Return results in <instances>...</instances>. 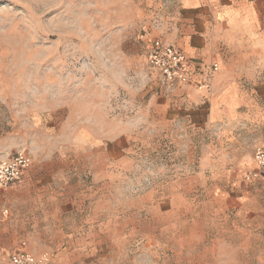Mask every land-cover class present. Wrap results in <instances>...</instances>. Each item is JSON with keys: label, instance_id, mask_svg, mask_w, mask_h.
Masks as SVG:
<instances>
[{"label": "rangeland", "instance_id": "obj_1", "mask_svg": "<svg viewBox=\"0 0 264 264\" xmlns=\"http://www.w3.org/2000/svg\"><path fill=\"white\" fill-rule=\"evenodd\" d=\"M179 0H0V264H264V122L147 65ZM213 100V99H212ZM264 107V98H260Z\"/></svg>", "mask_w": 264, "mask_h": 264}, {"label": "crops", "instance_id": "obj_2", "mask_svg": "<svg viewBox=\"0 0 264 264\" xmlns=\"http://www.w3.org/2000/svg\"><path fill=\"white\" fill-rule=\"evenodd\" d=\"M179 4L180 33L165 40L192 58L199 73L205 75L213 63L220 66L212 79V94L199 93L210 97L214 119L242 111L264 122L259 101L264 98V0Z\"/></svg>", "mask_w": 264, "mask_h": 264}, {"label": "built area", "instance_id": "obj_3", "mask_svg": "<svg viewBox=\"0 0 264 264\" xmlns=\"http://www.w3.org/2000/svg\"><path fill=\"white\" fill-rule=\"evenodd\" d=\"M148 67L157 72L159 80L168 87L190 86L212 94V79L220 70L213 63L207 73H199L196 62L180 47L163 38H154L147 53ZM255 168L247 178L259 181L264 188V144L255 149ZM33 159L25 151L0 156V187L6 189L22 181ZM10 264H52L48 253L35 254L27 250L25 243L9 256Z\"/></svg>", "mask_w": 264, "mask_h": 264}]
</instances>
